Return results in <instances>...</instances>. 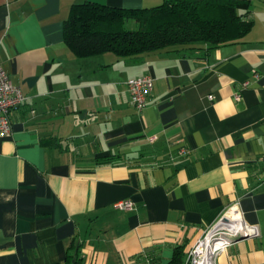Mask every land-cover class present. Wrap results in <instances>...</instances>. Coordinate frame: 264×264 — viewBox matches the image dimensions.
<instances>
[{"label": "crops", "instance_id": "1", "mask_svg": "<svg viewBox=\"0 0 264 264\" xmlns=\"http://www.w3.org/2000/svg\"><path fill=\"white\" fill-rule=\"evenodd\" d=\"M87 1L164 0H0V62L27 98L0 136V264H60L73 245L82 264H166L177 249L185 264L232 212L258 233L217 264H264V0L232 44L79 59L64 22ZM144 76L138 112L127 82Z\"/></svg>", "mask_w": 264, "mask_h": 264}, {"label": "trees", "instance_id": "2", "mask_svg": "<svg viewBox=\"0 0 264 264\" xmlns=\"http://www.w3.org/2000/svg\"><path fill=\"white\" fill-rule=\"evenodd\" d=\"M251 0H164L140 9L110 7L87 1L74 4L64 22V40L79 59L114 54L140 58L156 52L218 48L243 40L252 30ZM136 21L138 28H126ZM49 144V142L47 143ZM166 264H183L176 250ZM60 264H82L75 245Z\"/></svg>", "mask_w": 264, "mask_h": 264}, {"label": "built area", "instance_id": "3", "mask_svg": "<svg viewBox=\"0 0 264 264\" xmlns=\"http://www.w3.org/2000/svg\"><path fill=\"white\" fill-rule=\"evenodd\" d=\"M248 84H245L246 87ZM130 101L133 107L141 112L148 104V100L154 88V79L144 76L131 79L127 82ZM26 97L22 89L15 86L7 71L0 62V136L9 135L12 132L11 113L13 110L22 106ZM213 100V96L209 97ZM237 101L241 100L240 95H236ZM155 139L151 141L154 142ZM184 149L181 154H186ZM132 201H122L115 204V208L123 211L132 210ZM223 218L215 225L207 229L197 245L191 250L185 264H217L219 256L227 249L231 239L241 233L256 235L257 227L249 226L244 223L240 227H225Z\"/></svg>", "mask_w": 264, "mask_h": 264}, {"label": "bare ground", "instance_id": "4", "mask_svg": "<svg viewBox=\"0 0 264 264\" xmlns=\"http://www.w3.org/2000/svg\"><path fill=\"white\" fill-rule=\"evenodd\" d=\"M226 216V215H225ZM226 218L229 220V222H224L222 223L223 226L225 227H240L241 224L238 222V213L237 212H232V213H229L227 214ZM234 223H238L237 225L234 224Z\"/></svg>", "mask_w": 264, "mask_h": 264}, {"label": "water", "instance_id": "5", "mask_svg": "<svg viewBox=\"0 0 264 264\" xmlns=\"http://www.w3.org/2000/svg\"><path fill=\"white\" fill-rule=\"evenodd\" d=\"M223 220H224V222H229V220L226 218V217H224L223 218ZM247 236H250V235H247V234H245V233H241V234H238V235H236V236H234L232 239H231V241L230 242H233V241H240V240H242V239H245V238H247Z\"/></svg>", "mask_w": 264, "mask_h": 264}, {"label": "rangeland", "instance_id": "6", "mask_svg": "<svg viewBox=\"0 0 264 264\" xmlns=\"http://www.w3.org/2000/svg\"><path fill=\"white\" fill-rule=\"evenodd\" d=\"M252 1V0H251ZM149 2H154V0L153 1H149ZM161 3H163V1L161 2ZM160 3V4H161ZM159 4H157V5H155V6H158ZM154 7V6H153ZM126 28L127 29H131V30H136L137 28H138V24L136 23V21H129V22H127L126 23Z\"/></svg>", "mask_w": 264, "mask_h": 264}]
</instances>
